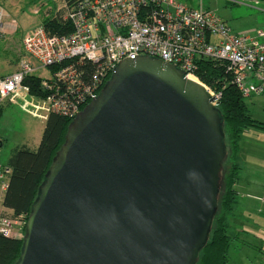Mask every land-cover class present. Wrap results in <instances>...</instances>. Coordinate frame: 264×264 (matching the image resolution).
Wrapping results in <instances>:
<instances>
[{
    "label": "water",
    "instance_id": "water-1",
    "mask_svg": "<svg viewBox=\"0 0 264 264\" xmlns=\"http://www.w3.org/2000/svg\"><path fill=\"white\" fill-rule=\"evenodd\" d=\"M214 97L160 59H124L66 127L15 264H194L221 180Z\"/></svg>",
    "mask_w": 264,
    "mask_h": 264
},
{
    "label": "built area",
    "instance_id": "built-area-1",
    "mask_svg": "<svg viewBox=\"0 0 264 264\" xmlns=\"http://www.w3.org/2000/svg\"><path fill=\"white\" fill-rule=\"evenodd\" d=\"M62 19L71 26L66 34L38 25L22 37L17 68L0 77V109L8 103L41 120L51 112L73 118L120 61L139 56L160 59L195 79L200 59L221 63L242 98L264 94V29L234 31L209 8L176 0H71ZM45 68L47 76L33 74ZM29 76L38 80L36 94L23 83ZM219 96L213 95L214 103ZM9 173L0 163V203ZM19 223L0 216V234L21 237Z\"/></svg>",
    "mask_w": 264,
    "mask_h": 264
},
{
    "label": "trees",
    "instance_id": "trees-1",
    "mask_svg": "<svg viewBox=\"0 0 264 264\" xmlns=\"http://www.w3.org/2000/svg\"><path fill=\"white\" fill-rule=\"evenodd\" d=\"M70 1L66 0V3L69 4ZM62 16L63 14L58 13L44 18L40 25L50 34H66L70 32L71 26L68 21L62 19ZM83 66L87 71L92 70V65L89 63ZM195 77L209 90L220 95L214 105L221 117V130L228 143L229 157L228 167L225 170L222 169L210 232L197 251L194 264H227L228 250L233 238L229 234L231 226L228 218L237 204L235 182L240 168L235 162V157L239 140L247 129L255 128L264 131V122L253 118L245 99L230 83V75L223 64L200 59L197 62ZM107 80L108 77L105 82ZM23 83L30 93H38V80L35 77L29 76ZM71 119L54 112L49 113L44 120L37 147L30 149L25 145L17 146L10 152L6 161L10 173L1 206L10 210L11 219L22 221V236L26 217L37 197L38 187L47 173L52 158L64 141L66 127ZM226 155L225 160L228 156ZM22 236L5 237L0 234V264L16 263L22 248Z\"/></svg>",
    "mask_w": 264,
    "mask_h": 264
},
{
    "label": "rangeland",
    "instance_id": "rangeland-1",
    "mask_svg": "<svg viewBox=\"0 0 264 264\" xmlns=\"http://www.w3.org/2000/svg\"><path fill=\"white\" fill-rule=\"evenodd\" d=\"M192 8H209L218 14L226 23L237 32H254L264 29V0H176ZM66 0H0V9L7 14L5 21L14 29L0 37V52L5 56H16L18 60L23 57L19 41L31 31V27L42 19L65 13ZM35 28V26H34ZM33 29V28H32ZM4 41V42H3ZM2 48L6 51L2 52ZM8 69H1L6 73ZM36 76H47L48 68L33 72ZM197 80V79H196ZM198 81V80H197ZM206 87V86H205ZM212 96L215 94L209 90ZM252 116L264 121V95L245 98ZM1 110V109H0ZM44 126V120L31 118L14 107L0 117V163H5L10 152L21 143L28 148L35 149L39 143ZM251 129V128H250ZM249 132H257L252 128ZM248 132V134H250ZM252 135V134H250ZM223 150L227 156L221 162L220 174L228 167L229 147L223 136ZM260 141V142H259ZM261 139L244 135L239 140L235 162L242 166L251 157L256 156L258 144L262 146ZM258 143V144H255ZM250 149L253 156H250ZM249 153V154H248ZM225 160V162H224ZM242 178L235 184L238 191L237 204L229 216L231 226L229 234L233 237L228 250L227 264H264V183L256 180L251 183L247 179L249 171L242 169ZM221 176V175H220ZM217 201V200H216ZM0 216L11 217V212L2 208L0 203ZM22 222L19 219H13ZM20 223L15 225L21 234Z\"/></svg>",
    "mask_w": 264,
    "mask_h": 264
},
{
    "label": "crops",
    "instance_id": "crops-1",
    "mask_svg": "<svg viewBox=\"0 0 264 264\" xmlns=\"http://www.w3.org/2000/svg\"><path fill=\"white\" fill-rule=\"evenodd\" d=\"M8 15L7 14H4L3 13V10L0 9V37L2 38V36L4 34H7V33H10L12 32L11 30L14 29L13 26L11 24H8L6 21H5V18L4 17H7ZM40 25L39 21L37 22L36 25H34L35 27ZM31 27L32 28H34ZM233 30V29H232ZM4 42V41H3ZM19 45H20V50H22V45H21V39L19 41ZM6 50L4 48H2V52H5ZM16 56H10V58H8V55H4L3 53L0 52V70L1 69H8L9 71H7L6 73H0V77L2 76H5L9 73H11L12 71H14L17 66H18V62L19 60L17 58H15ZM264 95V94H262ZM261 96V95H259ZM14 107H17L15 105H12V104H5L1 110H0V117L5 113V112H9L11 109H13ZM18 108V107H17ZM249 108V107H248ZM19 109V108H18ZM20 110V109H19ZM21 111V110H20ZM22 112V111H21ZM249 112H250V109H249ZM251 113V112H250ZM28 115V114H26ZM31 117V116H30ZM31 118H34V117H31ZM254 118V117H253ZM258 120V119H257ZM261 121V120H259ZM264 122V121H262ZM252 129V128H251ZM251 129H247L245 130L243 133H242V136L244 135H248L249 138H252L255 137L256 139H261L263 140L262 141V146L260 147V144L258 143H255V144H258V148L256 149V156L255 158L254 157H251V159L249 161H246L242 166L239 165V175H238V178H237V181L235 182V184L239 181V179L242 178V169H247L249 171V175H247L248 177V181H250L251 183L255 182L256 180H261V177H262V181L264 183V131H261V130H257V132H249ZM248 132L250 134H248ZM241 136V137H242ZM260 142V141H259ZM20 145H25L27 146L25 143H21L17 146H20ZM2 146V141L0 140V147ZM249 154V153H248ZM253 156V153L251 152V149H250V156ZM1 164H6L5 163H1ZM236 190V189H235ZM237 191V190H236ZM237 194H238V191H237ZM3 209H5L6 211H10L4 207H2ZM264 213V211H261Z\"/></svg>",
    "mask_w": 264,
    "mask_h": 264
},
{
    "label": "bare ground",
    "instance_id": "bare-ground-1",
    "mask_svg": "<svg viewBox=\"0 0 264 264\" xmlns=\"http://www.w3.org/2000/svg\"><path fill=\"white\" fill-rule=\"evenodd\" d=\"M187 78H189V79H191V80H194V81H197L195 78L190 77V76H188Z\"/></svg>",
    "mask_w": 264,
    "mask_h": 264
}]
</instances>
